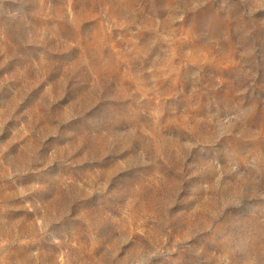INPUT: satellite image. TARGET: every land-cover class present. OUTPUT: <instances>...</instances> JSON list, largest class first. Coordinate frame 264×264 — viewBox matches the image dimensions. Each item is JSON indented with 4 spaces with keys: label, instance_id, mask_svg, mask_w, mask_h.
<instances>
[{
    "label": "rangeland",
    "instance_id": "obj_1",
    "mask_svg": "<svg viewBox=\"0 0 264 264\" xmlns=\"http://www.w3.org/2000/svg\"><path fill=\"white\" fill-rule=\"evenodd\" d=\"M0 264H264V0H0Z\"/></svg>",
    "mask_w": 264,
    "mask_h": 264
}]
</instances>
